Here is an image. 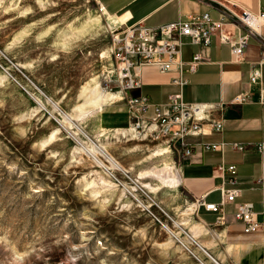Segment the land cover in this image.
<instances>
[{
  "label": "rangeland",
  "instance_id": "1",
  "mask_svg": "<svg viewBox=\"0 0 264 264\" xmlns=\"http://www.w3.org/2000/svg\"><path fill=\"white\" fill-rule=\"evenodd\" d=\"M118 28L98 0H0V264H214L190 242L197 198L168 182L179 142L129 124Z\"/></svg>",
  "mask_w": 264,
  "mask_h": 264
},
{
  "label": "crops",
  "instance_id": "2",
  "mask_svg": "<svg viewBox=\"0 0 264 264\" xmlns=\"http://www.w3.org/2000/svg\"><path fill=\"white\" fill-rule=\"evenodd\" d=\"M98 3L110 22L121 28L156 26L203 12L218 19L223 6L253 13L264 9V0H98ZM193 4L197 5L196 9ZM240 33L243 31L235 29L234 35ZM196 52L201 53V61L195 71L183 73L187 83L181 88L171 80L177 76L174 71L162 72L157 66L144 63L135 68L141 85L129 93L132 96L145 95L153 103H163L171 95L180 93L187 103L205 105L204 117L208 122L202 125L201 134L187 137L191 152L177 160L176 179L181 193L192 201L202 198L218 202L221 188L229 187L226 183L229 173L219 167L233 163L238 182L236 200L250 201L254 210L260 212L264 170L253 144L264 141V95L260 99L264 91V29L261 36L249 37L239 60L231 57L229 44L214 34L207 44H192L184 39L179 58L185 65ZM126 119L128 122V117ZM99 121L103 126L102 118ZM215 124H220L221 128L216 130ZM220 142L223 143L220 150L202 148L204 143ZM234 144L243 148L236 149ZM195 209L203 223L192 220L203 226L198 236H212L213 240L207 242H214L211 249L216 255L220 252V258H224L226 264H264V225L245 232L242 224L233 218V204L226 207V223L223 225L214 223L215 214L196 206ZM222 246L225 251L221 250Z\"/></svg>",
  "mask_w": 264,
  "mask_h": 264
},
{
  "label": "built area",
  "instance_id": "3",
  "mask_svg": "<svg viewBox=\"0 0 264 264\" xmlns=\"http://www.w3.org/2000/svg\"><path fill=\"white\" fill-rule=\"evenodd\" d=\"M233 18L236 20H232ZM254 25L259 27L258 30ZM118 29L120 31L113 38L112 53L118 69V83L128 93L125 98L129 107L130 126L139 136L143 134L151 139L175 138L179 142V147H182L183 155L188 156L191 149L187 137L201 134L202 125L208 122L204 117L205 105L187 103L183 101L180 93L171 95L163 103H153L145 95H130V90L141 85L135 73V66L148 63L157 66L162 72L174 71L177 76L171 80L181 88L187 83V79L182 76L183 73L195 71L201 61L199 52L194 53L185 65L180 60L179 52L184 39H188L192 44H207L210 36L214 34L220 41L229 44L231 57L239 60L247 47L249 37L261 36L264 29V9L253 13L227 7L226 10H220L218 19L212 18L208 12H203L156 26L137 25ZM235 29L242 30L243 33L234 35ZM253 78L256 79V76ZM263 95L264 91L260 99ZM214 128L219 130L221 125L215 124ZM248 144L252 146V143ZM202 146L204 149L220 150L223 143H204ZM233 146L239 150L243 148L238 144ZM253 146L260 154V165L264 170V141ZM219 168L229 173L226 181L229 187L221 188L218 202L199 198L196 199L197 205L215 214L216 225H223L226 223V207L233 204V218L242 224L245 232L259 229L264 225V192L261 194L260 212H256L252 202L236 200L238 190L235 186L238 182L235 177V164L221 165ZM206 255L216 264H220L208 252Z\"/></svg>",
  "mask_w": 264,
  "mask_h": 264
},
{
  "label": "bare ground",
  "instance_id": "4",
  "mask_svg": "<svg viewBox=\"0 0 264 264\" xmlns=\"http://www.w3.org/2000/svg\"><path fill=\"white\" fill-rule=\"evenodd\" d=\"M117 19V18H116ZM122 21V20H121ZM254 26H256V25H254ZM257 30H258V26H256L255 27ZM114 93H109V92H105L104 94H103V96H106L107 98H106V100H108L109 98H111V97H114ZM170 139V138H169ZM94 152V156H96L97 157V161H98V163H101L102 164V160L101 159H99V157L100 156H103L104 157V159H106L109 163H110V165L109 166H106V169L108 170V167H110L111 168V166H113V168L114 167H116V168H118V169H121V171L123 170V171H125V169H123L121 166H120V164L118 163V162H116L115 161V159L113 158V157H111L107 152H106V150L104 149V146H97L96 147V149L93 151ZM93 154V153H92ZM105 168V167H104ZM109 168V169H110ZM117 169V170H118ZM112 170H110V172H111ZM109 172V171H108ZM171 180H173V181H175V183H177V179L175 178L174 179V176L172 177V178H170L169 180H168V182H170V183H172L171 182ZM193 207V206H192ZM188 209V208H187ZM187 211V210H186ZM192 211L194 212V210H193V208H192ZM189 214H190V212H188ZM192 213V212H191ZM203 226H201V224L199 223V224H196L195 226H193L192 227V232H193V235L192 236H190V242H192L194 245H196L205 255H206V249H205V247L196 239V236H198L199 235V231H202V230H199V229H201ZM206 231V230H205ZM202 233V232H201ZM204 234V233H203ZM215 237V236H214ZM196 247V248H197ZM211 255V254H210ZM212 256V255H211ZM209 257V256H208ZM200 261H201V259H199ZM212 260V259H211ZM213 261V260H212ZM213 263L214 264H216L214 261H213Z\"/></svg>",
  "mask_w": 264,
  "mask_h": 264
}]
</instances>
